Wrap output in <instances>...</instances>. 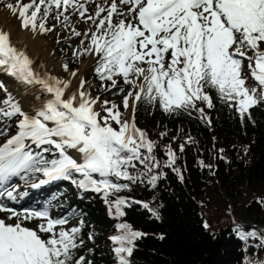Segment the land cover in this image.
Here are the masks:
<instances>
[{"label": "snow or ice", "instance_id": "obj_1", "mask_svg": "<svg viewBox=\"0 0 264 264\" xmlns=\"http://www.w3.org/2000/svg\"><path fill=\"white\" fill-rule=\"evenodd\" d=\"M5 7L21 28L33 33L56 30L50 19L70 28L71 36L80 38L72 57H93L100 89H116L122 100L117 104L92 96L82 76L73 88L72 79L44 70L0 28V73L31 92L25 107L20 93L13 94L0 81V136L6 137L0 144V198L17 199L14 178L42 174L45 179L32 188L70 180L83 191L102 194L115 219L125 216L124 208L132 203L156 215L146 202L114 196L145 180L155 187L163 175L155 170L162 167L179 172L173 167L177 156L171 145L162 164L155 155L156 142L137 127L138 106L189 115L196 111L210 124L204 108L197 107H214L208 89L234 108L241 121L264 103V0H16ZM75 17L89 27L77 30ZM62 67L69 70L68 63ZM77 75L70 73L71 78ZM249 78L255 86H248ZM121 106L125 111L131 107L130 120L123 118ZM13 125L15 133L9 135ZM0 212L10 213L0 218V264H93L83 255L76 257L75 250L84 244V221L66 227L76 216L74 209L53 217L48 206L17 211L0 202ZM11 220L15 223L7 222ZM32 221H38L35 228L25 226ZM115 228L109 239L117 264H131L143 233L127 222ZM233 231L241 241L258 240L264 248V231L240 224Z\"/></svg>", "mask_w": 264, "mask_h": 264}, {"label": "trees", "instance_id": "obj_2", "mask_svg": "<svg viewBox=\"0 0 264 264\" xmlns=\"http://www.w3.org/2000/svg\"><path fill=\"white\" fill-rule=\"evenodd\" d=\"M69 52L64 59L68 71L76 69L80 61L72 57V49ZM95 66L89 73L91 94L121 104L122 95L114 94L116 89H100ZM208 91L214 107L209 109L203 103L197 107L204 108L210 124L196 111L191 115L187 111L166 113L159 106L144 103L135 113L137 127L156 142L155 155L161 163L167 160L168 145L177 156L173 167L179 172L162 167L155 170L163 173L155 187L146 180L130 186L138 185L142 192L129 201L148 203L156 215L141 203H132L124 208L125 216L115 219L108 214L102 194L82 193L70 180L64 181L53 196L52 209L57 214L74 209L76 216L70 222L84 221V244L75 250L77 258L83 255L93 264H117L113 245L110 249L104 245L108 236L116 234L115 225L127 222L143 233L135 242L131 264H264L260 241L245 243L233 231L238 224L246 230L264 231V103L250 109V119L246 116L241 121L234 108L222 102L214 90ZM127 111L121 106L125 119ZM161 133L166 135L161 137Z\"/></svg>", "mask_w": 264, "mask_h": 264}, {"label": "rangeland", "instance_id": "obj_3", "mask_svg": "<svg viewBox=\"0 0 264 264\" xmlns=\"http://www.w3.org/2000/svg\"><path fill=\"white\" fill-rule=\"evenodd\" d=\"M25 1H28V0H25ZM0 2L5 5L6 3H15L16 0H0ZM92 8H94V4L89 5V11L90 12L92 11ZM52 24H56L57 28L53 32L47 33L46 34V38L52 43V45L55 48H57L58 56L61 59V70H62L63 74L65 76H67L72 71H77L79 69V67H80L82 62H88L90 60L91 56H87V55L86 56H82L80 58L79 64H78L76 69L70 70V71H64L63 67H62V65L65 62L64 59L69 55V53H70L69 50L70 49L73 50V49L77 48V46H79L80 38H76V37L71 36V29L70 28L66 29L65 27L60 25L59 21H56L54 19H50L49 20V26H51ZM73 24L76 26L77 30H81V31L86 30L89 27V24H86L83 21H80L79 17H75L73 19ZM69 37H70V39H69ZM63 51H66L65 54H62ZM95 63L96 62L94 60L92 62V65H90V68H89V70H88V72L86 74V77H85V80L87 81V84H89L91 86L90 87V91L92 90L93 82L89 79V73H90V71H91V69H92V67L94 66ZM246 74H248V71L246 72ZM4 75L6 77L8 76L6 74H4ZM249 76H250V74H249ZM0 81H2L4 83V85L6 86V80L5 79L0 78ZM252 84H253L252 80H250V78H249L248 79V86L252 87L253 86ZM126 114H127V119L130 120L132 118L131 107H129V109L126 112ZM14 133H15V128H14V125H13V127L9 130V135H12ZM5 139H6V137L0 136V144H2L5 141ZM40 179H45V177H43L42 174H35V176H29L27 179H20L19 177L14 178L11 183H14V184H16L18 186L17 199L15 201H10V200H7L6 198H0V202H2L4 204H6V203L10 204V206H11L10 208H13V209H15L17 211H21V210H19L20 209L19 205L24 204L26 201L30 202V201H32L34 199L33 198V194H35V193H33V191L31 190V185L33 183H37ZM55 189H59V188L58 187L56 188V185H55L54 187H52L51 189H48V190L54 191ZM140 192H142V191H141L140 187L137 185L136 188H131V190L121 191L120 194H121V197L129 198V199L131 198V199L135 200L139 196ZM44 195L45 194L43 192H41V194H37V196H41V198L40 197L37 198L35 200L34 204L42 202L43 201L42 199H43ZM47 195H49V194H47ZM49 207L51 209V212H52L51 215L53 217H59V216H62L64 214H66V212H64L63 214L54 213V210L52 209V204ZM107 211H108V214H109V208L107 209ZM8 215H10V213H8V212H0V218L6 219ZM7 222L8 223H15V220L7 221ZM36 225H37V223H35V222L34 223L33 222L32 223H25V226H27L29 228H35ZM77 225H78L77 221H71L68 225H66V227L70 228V227L77 226ZM115 230H116V228H115ZM110 236H112V235H110ZM110 236L107 237V244L104 245L105 249H110L111 248L112 242L109 239Z\"/></svg>", "mask_w": 264, "mask_h": 264}, {"label": "bare ground", "instance_id": "obj_4", "mask_svg": "<svg viewBox=\"0 0 264 264\" xmlns=\"http://www.w3.org/2000/svg\"><path fill=\"white\" fill-rule=\"evenodd\" d=\"M0 28L8 32L17 47L24 48L37 65H43L44 70L64 80L72 79L73 88L78 85L81 76L85 79L90 65L94 61L93 57H90L88 62H82L77 70L78 75L76 78H71L70 74L65 76L61 70V59L58 56L57 48L46 38V34L41 35L21 28L17 16L12 14L1 2ZM0 78L6 80L5 87L13 94L20 93L18 99H20L23 106L28 107L27 100L31 97V92L26 91V86L19 84L10 76L6 77L3 73H0ZM86 86H89V84ZM45 186L47 189H51L55 185Z\"/></svg>", "mask_w": 264, "mask_h": 264}]
</instances>
